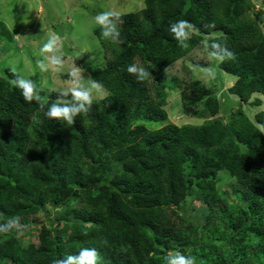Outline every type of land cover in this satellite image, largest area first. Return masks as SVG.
<instances>
[{"label":"trees","instance_id":"1","mask_svg":"<svg viewBox=\"0 0 264 264\" xmlns=\"http://www.w3.org/2000/svg\"><path fill=\"white\" fill-rule=\"evenodd\" d=\"M143 2L120 14V43L95 28L107 60L85 70L106 94L71 125L45 116L71 97L53 92L41 112L12 85L17 73L7 67L0 75V227L9 229L0 232V264H54L82 248L96 249L98 264H167L177 253L196 264H264V110L251 118L239 108L224 121L221 101L192 80L180 92L183 110L214 117L178 125L165 122L163 88L156 82L153 97L149 87L219 30L206 42L234 53L219 63L236 77L229 92L238 105L259 106L252 95L264 96V17L253 0ZM179 20L198 29L187 47L169 30ZM133 63L151 76L138 82L127 73ZM220 172L236 181L243 206L216 188ZM190 197L215 213L210 229L209 217L200 233L195 223L204 220L182 218Z\"/></svg>","mask_w":264,"mask_h":264},{"label":"rangeland","instance_id":"2","mask_svg":"<svg viewBox=\"0 0 264 264\" xmlns=\"http://www.w3.org/2000/svg\"><path fill=\"white\" fill-rule=\"evenodd\" d=\"M253 1L255 10L264 17V2ZM143 6V0H0V75L7 76L4 72L7 67L14 68L15 73L19 76L31 79L36 83L37 91L40 96L44 97V101L53 92L57 93L60 98L71 97L70 94L63 96L62 92L67 90L68 72L72 70L73 64L81 69L80 75L86 81L89 77L85 65L103 66L107 60L94 33L95 28L98 27L94 17L104 11L121 14L141 9ZM249 16V20L254 19V14ZM241 18L236 21V24L243 21ZM262 29L264 31V24ZM219 34H221L219 30L205 34L206 44L203 43V47L194 48L176 60L159 73L158 79H149L151 96L154 97L156 82L166 93L164 107L168 113V119L165 122L178 125L184 123L198 125L206 119L214 117L209 114L198 116L193 111L183 110L180 92L192 80H197L221 101L217 115L224 121H229L232 111L236 112L239 108L243 109V112L251 118L255 112L264 110L263 95L259 93L252 95V98L256 95L261 97L262 103L259 106H252L249 103L238 105L237 97L229 92L228 88L234 83L236 77L220 70L219 62L213 60L210 55L212 51L208 49L206 42L207 39ZM51 36L59 37L57 54L63 53L64 68L59 73L41 72L37 67V61L43 59L40 49ZM139 65L141 66V64ZM206 67H212L215 70V79L204 77L202 69ZM188 92L195 93L190 89ZM105 94L106 91L103 89L102 94H94L93 98L99 99ZM237 187L236 181L229 174L220 172L217 175L216 188L227 194L229 202L240 203V206H243L244 203L238 200L237 192H235ZM181 211L184 213L182 218L185 220H204L209 217L208 226L206 220L202 224L195 223L199 228L198 233L202 232L205 225L207 229H210V225L214 223L213 220L216 217L212 210H209L210 213H204L200 201L194 197H190L186 208ZM186 224L187 222L183 221L181 225L186 226ZM33 226L29 225L25 228ZM189 230L193 231L194 228L190 227ZM32 240H37L36 233ZM169 253L172 254L173 251Z\"/></svg>","mask_w":264,"mask_h":264},{"label":"clouds","instance_id":"3","mask_svg":"<svg viewBox=\"0 0 264 264\" xmlns=\"http://www.w3.org/2000/svg\"><path fill=\"white\" fill-rule=\"evenodd\" d=\"M94 21L95 24L99 26L101 36L104 39H110L120 43L119 25L122 24L123 21L119 13L104 11L96 15ZM205 27L215 28L216 25L213 22L206 24ZM169 30L173 38L184 47H187L186 42L191 38L192 32L198 31L196 26L188 20H179L172 23L169 26ZM58 40V36H51L41 47L40 55L43 59L37 61V67L41 72L52 71L59 73L64 68V60L62 59L63 53L57 54L59 51L57 48ZM211 49L215 50L210 52V55L216 62L223 63L225 60L234 59V53L219 42L211 43ZM12 71L15 73L16 70L13 68ZM202 71L206 79H215L216 72L212 67L203 68ZM80 73L81 69L73 64L72 70L68 72L69 80L67 82V90L62 92L63 96H68L70 94L71 100H57L53 102L51 106L48 107L45 116L56 120L67 121V123L71 125L75 116L80 113H87L91 109L93 96L94 94H102L103 85L91 77L85 81ZM127 73L135 76L138 82H143L151 76L144 67L136 63L127 67ZM11 83L20 90L25 103L36 101L39 110L41 112L44 110V97L39 95L37 85L33 80L17 75ZM8 230L9 229L6 227H0V232H7ZM84 235H87V233H84ZM98 259H100V256L96 249L82 248L79 251V255H69L63 261L57 259L54 261V264H98ZM167 264H196V259L193 256H185L177 253L175 256L168 258Z\"/></svg>","mask_w":264,"mask_h":264}]
</instances>
